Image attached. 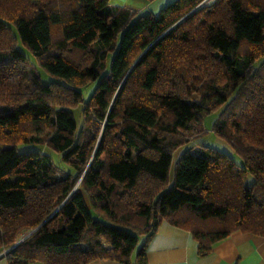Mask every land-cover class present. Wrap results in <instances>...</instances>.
<instances>
[{
  "label": "trees",
  "instance_id": "16d2710c",
  "mask_svg": "<svg viewBox=\"0 0 264 264\" xmlns=\"http://www.w3.org/2000/svg\"><path fill=\"white\" fill-rule=\"evenodd\" d=\"M202 1L153 15L109 0H0L7 264H147L163 220L191 234L199 257L234 232L264 237V0ZM215 110L212 132L243 168L198 145ZM185 145L197 150L178 159L170 184Z\"/></svg>",
  "mask_w": 264,
  "mask_h": 264
},
{
  "label": "crops",
  "instance_id": "0c3cea01",
  "mask_svg": "<svg viewBox=\"0 0 264 264\" xmlns=\"http://www.w3.org/2000/svg\"><path fill=\"white\" fill-rule=\"evenodd\" d=\"M174 1L109 0L113 6L125 7L137 14L149 12L153 15L159 14ZM145 258L147 264H264V237L234 232L217 243L208 256L199 257L197 242L191 234L163 220L147 244ZM131 262L134 263L133 256ZM0 264H7L5 257L0 258ZM89 264L120 263L114 260H95Z\"/></svg>",
  "mask_w": 264,
  "mask_h": 264
},
{
  "label": "rangeland",
  "instance_id": "374dc122",
  "mask_svg": "<svg viewBox=\"0 0 264 264\" xmlns=\"http://www.w3.org/2000/svg\"><path fill=\"white\" fill-rule=\"evenodd\" d=\"M213 1H215V0H203L201 4H208V3H212ZM18 48L25 54V56L32 62V64L35 65V67H36L38 73L41 75L42 81L44 83H47L50 80H52L51 77H49L40 67H38L35 64L34 58L32 57L30 52L25 47H23L20 43H18ZM95 85H96V83L93 82V83H90L89 85H87L85 88L81 89V93H82L85 101L89 98V96H91ZM197 101H198V99H197ZM70 110H71L75 120L77 122H80V120H81L80 107H78V108L73 107ZM220 112H221V110H215V111L211 112L210 114L205 115L203 117L202 122H201V127H202V130L204 131V134H203V137L200 138L197 142H198L199 146L205 145L207 147H210V148L222 151L226 154H229V151L232 152L231 150H229L230 146L226 142H224L223 140L215 137L213 132H212L213 125L216 122V120L219 118ZM28 149H37L42 154H47L49 156L54 155L53 151H51L49 148H47L44 145H41V146H39V145H20L18 147V151H24V150H28ZM196 150H197V147L193 149L189 145H185V146H182V147L176 149L175 151H173L172 157H171V165H170V169H169L170 184L172 183V179H173V175H174V168H175V164L178 161V159L185 152L194 153V152H196ZM230 156H231L232 160L234 161V163L236 164V166H238L239 168L244 167L243 160L237 154L231 153ZM253 180H254L253 176L250 174H247L244 177L243 183L245 185L250 186L253 183ZM26 236H24L21 239H17L14 246L19 244ZM133 257H134V254H133Z\"/></svg>",
  "mask_w": 264,
  "mask_h": 264
},
{
  "label": "water",
  "instance_id": "95a60500",
  "mask_svg": "<svg viewBox=\"0 0 264 264\" xmlns=\"http://www.w3.org/2000/svg\"><path fill=\"white\" fill-rule=\"evenodd\" d=\"M199 6L195 7L193 10H191L189 13H187L180 21H182L183 19H185L187 16H189L190 14H192L193 12H195L198 9ZM178 21V22H180ZM137 63V62H136ZM135 63V64H136ZM135 64L132 66V68L135 66ZM131 68V69H132Z\"/></svg>",
  "mask_w": 264,
  "mask_h": 264
}]
</instances>
